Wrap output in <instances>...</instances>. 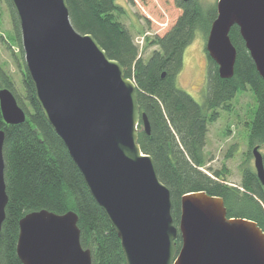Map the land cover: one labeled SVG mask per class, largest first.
Listing matches in <instances>:
<instances>
[{
	"label": "water",
	"instance_id": "obj_1",
	"mask_svg": "<svg viewBox=\"0 0 264 264\" xmlns=\"http://www.w3.org/2000/svg\"><path fill=\"white\" fill-rule=\"evenodd\" d=\"M10 2L37 101L118 234L127 264H264L263 231L254 221L228 218L220 197L184 195L176 226L171 192L138 142L140 123L149 134L150 122L141 112L136 83L92 35L74 28L67 0ZM234 26L264 81V0H218L206 50L222 79L235 74ZM0 107L7 124L26 122V111L8 88L0 90ZM4 141L0 130V231L9 201ZM252 154L264 186L260 147ZM78 220L73 211L24 216L17 244L22 264H92L91 250L81 244ZM179 236L180 250L175 245Z\"/></svg>",
	"mask_w": 264,
	"mask_h": 264
},
{
	"label": "trees",
	"instance_id": "obj_2",
	"mask_svg": "<svg viewBox=\"0 0 264 264\" xmlns=\"http://www.w3.org/2000/svg\"><path fill=\"white\" fill-rule=\"evenodd\" d=\"M1 1L10 8L15 36L11 43L5 41L9 48L15 47L14 43L19 48L13 56L22 75L24 93H18L13 79L1 66L0 90L10 89L27 114L25 123L10 125L4 121L0 107L9 198L0 231L1 264H22L17 255L19 223L27 214L41 210L56 214L73 211L78 215L81 244L91 250L92 264H127L118 234L37 101L26 67L19 20L10 0ZM175 3L181 15L165 35L146 39V47L158 49L144 60L131 32L120 20L126 10L116 0H67L74 28L81 34L92 35L107 56L123 66L126 77L136 83L141 112L146 113L150 122L149 134L140 123L138 142L142 152L155 161L160 180L171 192L176 226L181 218L182 197L204 192L224 200L228 218L254 221L264 233V186L250 164L252 150L264 147V81L239 27L234 26L230 32L237 49L234 76L222 79L218 65L206 50L209 65L205 104H199L178 88L176 81L183 68L185 50L199 31L208 38L217 18V4L206 6L200 0ZM248 87L258 106L247 124L248 151L241 165V182L235 185L230 183L225 165L204 170L209 163L205 148L209 127L219 119L220 110L231 111L232 101ZM175 245L181 249V236Z\"/></svg>",
	"mask_w": 264,
	"mask_h": 264
},
{
	"label": "rangeland",
	"instance_id": "obj_3",
	"mask_svg": "<svg viewBox=\"0 0 264 264\" xmlns=\"http://www.w3.org/2000/svg\"><path fill=\"white\" fill-rule=\"evenodd\" d=\"M126 10L120 17L121 22L131 32L134 42L139 46L140 56L146 60L157 47H146V39L163 36L175 24L181 15L175 0H116ZM206 6L217 4L218 0H200ZM5 38L3 39L2 38ZM15 36L11 21L10 8L0 0V66L14 81L19 94L23 95L22 75L14 58L19 51L17 44L9 48ZM7 42H6V41ZM13 44V43H12ZM11 44V46H12ZM207 39L198 32L191 45L185 50L182 71L177 76V87L189 93L201 105L205 104L208 94V56ZM258 103L254 93L248 87L239 92L232 101V110H220L219 119L209 127L205 154L209 163L204 168L229 170L230 183L241 182V165L248 151L250 134L248 123L254 117ZM264 156V147L261 148ZM254 167V158L250 160Z\"/></svg>",
	"mask_w": 264,
	"mask_h": 264
}]
</instances>
